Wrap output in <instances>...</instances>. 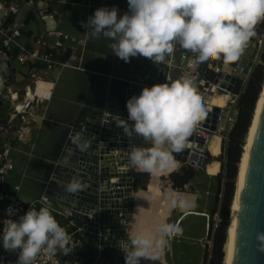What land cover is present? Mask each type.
I'll return each instance as SVG.
<instances>
[{
  "label": "clouds",
  "instance_id": "obj_1",
  "mask_svg": "<svg viewBox=\"0 0 264 264\" xmlns=\"http://www.w3.org/2000/svg\"><path fill=\"white\" fill-rule=\"evenodd\" d=\"M128 11L118 15L117 7H101L81 22L92 38L110 41L112 53L124 61L144 57L154 64L164 63L179 47L195 54V62L209 64L237 61L256 36V25L264 22V0H127ZM127 120L114 117L128 137L142 138L150 147L131 146L130 165L146 173L170 169L172 153L181 152L204 112L190 76L145 87L126 102ZM82 187L72 179L65 191ZM0 245L10 252L19 250L17 264H36L37 258L73 247L66 230L48 207L30 208L13 220L15 210H6ZM178 225L160 226L154 236L137 233L119 241L125 264L156 262L159 253L181 233Z\"/></svg>",
  "mask_w": 264,
  "mask_h": 264
},
{
  "label": "water",
  "instance_id": "obj_2",
  "mask_svg": "<svg viewBox=\"0 0 264 264\" xmlns=\"http://www.w3.org/2000/svg\"><path fill=\"white\" fill-rule=\"evenodd\" d=\"M95 1L99 6L109 8H122L125 2ZM25 2L31 3L30 0ZM179 50L183 55L191 54L187 50ZM237 61L229 64L235 65ZM130 62L117 58L111 76L93 74L103 84L101 103L90 104L89 110H84L66 126L60 149L53 155L51 166L40 181L46 196L62 212L72 211L80 228L73 236L78 245L66 264H125V254L119 247V241L130 240V237L128 227H122L121 220L132 218L133 194L139 184L134 168L129 169L132 166L128 153L131 146L150 147V143H145L142 138L126 136L114 117L127 120L126 102L132 96H138L145 87L166 82L164 67L151 60L142 67L136 58H130ZM151 65L156 67L151 68ZM204 111L206 117H212L211 121L208 118L204 120L205 128L215 132L220 110L205 107ZM207 164L204 162L197 167L205 169ZM72 179H78L82 187L75 193H68L64 186ZM231 210L232 206L230 216ZM17 254L19 250L10 252L0 245V264H17ZM231 264H264V104L244 175Z\"/></svg>",
  "mask_w": 264,
  "mask_h": 264
},
{
  "label": "crops",
  "instance_id": "obj_3",
  "mask_svg": "<svg viewBox=\"0 0 264 264\" xmlns=\"http://www.w3.org/2000/svg\"><path fill=\"white\" fill-rule=\"evenodd\" d=\"M34 8L30 10L27 3L21 2L19 7V15L12 16L10 21L17 19L25 22L26 28L23 32L22 41L26 44L31 43L35 37H47L46 25L42 22L39 13L47 9L52 13H58L63 15L61 22H50L51 26L56 28L58 32L67 36L69 41L64 42L63 53L70 54L69 63L79 69H64L58 70L52 74L40 73L39 80L31 81L27 78L28 72L32 67H20L13 64L11 71V88L14 91L22 92L27 86L35 91L34 86H39L41 92L47 93L48 100L43 97H38L41 100V105L37 109L36 117L29 124V128L23 134L21 141L17 142L14 147L16 155L26 157L31 156V153L25 152V149H31L35 147L40 129L47 121L48 116L51 114V107L54 102L56 103L55 91L57 86L62 81V75L65 70H70L74 75L70 78L72 89L77 94V99L71 101V98L60 100V103L69 105V100L72 103H77V109L72 120L79 117L84 110H89L90 104L101 103L103 84L100 78H96L93 74H111V69L114 66L116 57L109 48L110 41L107 39L92 38L89 34L85 33L86 29L81 26V22H87V19L92 16L98 8L101 6L95 0H50L40 1L33 4ZM51 9V10H50ZM118 15L128 11L127 0H125L122 8H118ZM56 38H50L49 42L54 43ZM63 43V41H62ZM249 47L252 48V43L249 42ZM248 48V47H247ZM174 64V69L171 73L172 81L181 78L180 66L184 63L182 55L176 51L171 55ZM170 56V57H171ZM246 58V55H245ZM136 61L141 63V67L144 63H148L149 59L144 57H136ZM130 62V61H129ZM131 63V62H130ZM131 65V64H130ZM43 69V68H42ZM225 70H229L225 67ZM0 71L3 72L2 66ZM111 76V75H110ZM37 97V96H36ZM52 102V103H51ZM6 109L10 108V105L5 104ZM75 107V106H74ZM73 108V107H72ZM1 124L4 125L7 118L3 112L0 114ZM65 115L64 118H66ZM44 118V119H43ZM70 121V122H71ZM16 129H19L22 125L18 123L15 125ZM68 126V125H66ZM222 140L221 137L215 136L210 144L212 152L211 158L213 162L208 164L207 168L199 169L197 177L194 183L190 185L193 187V191L188 192L185 187L184 191L171 188L172 183L169 179L170 175L180 171L182 166L178 164L175 159L172 163V171H157L154 173H146L139 169H134L136 172V178L139 180L138 190L135 192L134 210L132 218L126 220L127 232L130 240L133 239L136 234L143 233L146 236H154L158 232V227L153 226L154 220L157 219L160 213L166 214L165 224L178 225L182 231L173 240L169 242V246L159 253V259L156 262L142 261L141 264H204L206 260V253L202 248V241L209 234V225L211 217H213L218 209V193L220 188L223 187L224 182L221 183L219 176L222 171ZM60 147L57 148V152ZM174 158V154L172 153ZM15 165V157H13ZM212 166L211 172L209 168ZM17 171L15 165L14 171ZM26 169L23 172H18L20 182H15L8 175L4 189L7 193L17 195L24 203L31 205L37 204L43 197H47L42 187L40 189V195L35 194L36 190L24 194L21 197L23 183H25L27 176L25 174ZM43 177V176H42ZM30 180L39 182L41 180L34 177H28ZM31 182H29V186ZM19 187V190H16ZM34 195V196H33ZM39 198H36L38 197ZM35 197V199H32ZM52 202V201H51ZM53 208L58 212L61 209L52 202ZM44 207L38 204L36 207ZM36 207H32L35 208ZM142 210V225L137 226L134 222L138 210ZM52 214L59 217L61 225L65 224V227L69 229L68 221L66 217L57 212L50 210ZM152 222V223H151ZM157 224V223H156ZM138 229L137 233L135 231Z\"/></svg>",
  "mask_w": 264,
  "mask_h": 264
},
{
  "label": "built area",
  "instance_id": "obj_4",
  "mask_svg": "<svg viewBox=\"0 0 264 264\" xmlns=\"http://www.w3.org/2000/svg\"><path fill=\"white\" fill-rule=\"evenodd\" d=\"M35 3L40 1H50V0H34ZM25 0H0V67L2 66L3 72L0 71V114H6V122L4 125L0 122V234L3 230V221L7 218V209L9 206L15 210V215L11 217L13 220H18L20 216L24 215L30 208L36 207L38 204L48 207L49 210L57 212L52 205L51 199L48 197H43L37 204L28 205L24 203L17 195L7 193L4 189L5 181L8 175L14 171L15 165L12 158L15 144L22 140L23 134L26 129L29 128V124L36 117V112L41 105V100L36 97L31 87H26L22 92L13 91L11 88V71L13 69V64L20 67H32L28 72L27 78L31 81L39 80L40 73L52 74L58 70L64 69H79L80 67H75L71 65L69 60L64 61L66 56L63 53L64 42H68L69 39L63 33L58 32L56 28L52 27L50 22L58 21L61 22L62 16L58 13H49L47 9L39 13L42 22L46 25L47 37H35L31 43L26 44L22 41L23 32L26 28L25 22L17 19L19 15L18 5ZM33 4V0H30ZM30 4V3H27ZM12 16H17L12 22L10 18ZM264 22L256 25L255 31L256 36L252 38L250 43H252V48L255 49V61H260V57L264 52V34L260 35V26ZM50 38H56L55 42H49ZM63 41V43H62ZM249 44V43H248ZM174 51L180 53L179 48ZM181 54V53H180ZM185 59L182 66H180L181 77L190 76L196 87L199 97L204 99L205 93L210 89L212 83L215 81H208L204 74V64H199L195 62V54L191 53L189 56L181 54ZM166 60L162 64H157L164 67L166 82H172L171 73L174 69V64L172 61ZM244 52L238 59L233 69L238 77V83L241 82L246 84L252 73V68H248L243 64ZM220 63L214 64L210 62L207 65V70L215 72L216 76L220 70ZM245 63V62H244ZM43 68V69H42ZM216 79V78H215ZM237 83V84H238ZM234 87V90L237 86ZM216 93L221 96H225V92L221 89H216ZM230 101L226 103L223 107H212L204 105L203 107L218 108L220 110L219 117L217 119L216 131L212 132L208 128H205L204 120H212V117H206L205 111L202 116V121L198 122L196 128L194 129L192 135L188 138L186 142V148L188 150L186 163L180 164L182 167L191 166V164H196L193 168H198L197 165L209 161L212 155L210 144L214 136L221 137L222 142L226 139L224 137L227 135L235 126L238 116L237 101L239 99L238 95L234 94V91L227 94ZM9 104L10 108L6 109L5 104ZM210 113V112H209ZM212 115V112L210 113ZM44 119V118H43ZM1 121V116H0ZM21 123V127L16 129V124ZM211 126V124H208ZM180 153H173L174 159L177 162ZM223 154V150H222ZM223 156V155H221ZM179 164V163H178ZM206 165V168L208 166ZM132 169V167H129ZM16 187V190H19ZM58 214L66 217L68 225L73 228L74 231L69 235L71 238V246L73 250L67 254L63 255L60 251L56 254L49 256L47 253L41 254L36 261V264H66V260L69 259L74 253L75 248L78 244L75 243L74 234L80 230L77 225V221L72 211L62 212L61 210L57 212ZM221 223L220 212H217L213 217H211L209 225V234L202 241V248L206 253V260L204 264H209L211 255L214 247V234L219 228ZM121 225L126 226V219L121 220ZM18 256V254H17ZM95 264V262H92Z\"/></svg>",
  "mask_w": 264,
  "mask_h": 264
},
{
  "label": "trees",
  "instance_id": "obj_5",
  "mask_svg": "<svg viewBox=\"0 0 264 264\" xmlns=\"http://www.w3.org/2000/svg\"><path fill=\"white\" fill-rule=\"evenodd\" d=\"M51 10V9H50ZM48 11V10H47ZM52 13V11H48ZM259 34H264L263 24L260 26ZM70 54H67L63 59L69 60ZM214 64L220 63L219 61H212ZM222 63V62H221ZM246 64V63H245ZM207 65L204 64V74L208 81H214L216 73L207 70ZM252 68V73L246 84L239 82L234 90V94L238 95L237 101L238 116L234 128L224 137L226 139L222 143L223 158H222V171L219 176L220 182L224 185L220 188L218 193V209L221 216V223L219 228L214 234V247L209 264H223L225 259L224 248L227 241V231L230 220V209L235 197L237 174L239 164L241 163L242 154H244V146L246 143V137L251 127L255 106L259 95L262 91L264 83V52L260 57V61L257 65L248 66L247 69ZM213 162L210 159L209 164ZM199 172L198 168L190 166H184L179 172L170 175L169 179L172 183L171 188L179 191H184L185 187L188 192L193 191V187H190L194 183L195 178ZM41 207V206H40ZM36 207L37 210L40 208ZM26 214V213H24ZM56 220L59 222V217L53 214ZM61 225V224H60ZM68 235H70L74 229L65 227V224L61 225Z\"/></svg>",
  "mask_w": 264,
  "mask_h": 264
},
{
  "label": "rangeland",
  "instance_id": "obj_6",
  "mask_svg": "<svg viewBox=\"0 0 264 264\" xmlns=\"http://www.w3.org/2000/svg\"><path fill=\"white\" fill-rule=\"evenodd\" d=\"M28 8L32 10L34 8L33 4H28ZM248 48L244 51V58L246 55V58L243 60V64L247 67L248 66H254L259 63V61H255V49L247 46ZM150 61V60H149ZM156 65H151V68H155ZM74 75L72 71L65 70L62 75V81L57 86V89L55 91V97H56V103L54 102L53 106L51 107V114L48 116L47 121L43 124V126L40 129L39 137L37 140V143L33 150L31 149H25V152L31 153L30 155H27L26 157H22L20 155H16L13 153V157H15V165L17 167V171L10 174V178L15 182H20L18 172H23L24 169H26L25 174L27 176V179L25 183H23V189L22 193L20 194L21 197H23L24 194H28L29 192L35 191V194L40 195V186L39 182H35L33 180H30L28 177H34L35 179L41 180L45 177L47 173V168L51 166V160L53 158V155L55 154L57 148L61 145V138L66 132V125H68L72 119V116L76 112L75 109H77L76 104L72 103V100L77 99V94L74 93L72 89L71 83V76ZM35 91L34 94L37 97H43L45 100L49 99V96L47 93L41 92L39 89V86H34ZM72 97V98H71ZM71 98V101L69 100V105H66L65 103H60V100H65ZM52 103V102H51ZM75 106V107H74ZM73 107V108H72ZM66 116V118H64ZM218 136V135H217ZM223 155V154H221ZM223 158V156H221ZM43 176V177H42ZM29 182H31L29 186ZM29 193V195H30ZM38 197L36 198H39ZM34 196V195H33ZM32 199H35L33 197ZM225 250V249H224Z\"/></svg>",
  "mask_w": 264,
  "mask_h": 264
},
{
  "label": "bare ground",
  "instance_id": "obj_7",
  "mask_svg": "<svg viewBox=\"0 0 264 264\" xmlns=\"http://www.w3.org/2000/svg\"><path fill=\"white\" fill-rule=\"evenodd\" d=\"M225 67H228L229 70H225ZM237 79L238 77L233 69V66L229 63H224L222 61V63L220 64V70L218 71L215 81L212 83L210 89H208L205 93L203 104L212 106V107H218V108L223 107L226 103L230 101V98L227 96V94L232 93ZM216 89L223 90L226 93L225 96L218 95L216 93ZM263 104H264V85H263L262 92L258 99V103L256 106V110H255V114L253 117L250 130L246 137V143L244 146V154L241 159L240 166H239V173H238V180H237L238 183H237V188H236L235 197L233 200V205H232V210H231L230 224H229V230H228V240L225 245V259H224L223 264H231L233 241H234V234H235V227H236V220H237L239 201H240V196H241V191H242V185H243V180H244V175L246 171L250 148H251V145L254 139L255 131L257 128V124H258V120H259L262 108H263ZM187 155H188V150L185 145L184 149L180 153L177 163L179 164L186 163ZM211 169H212V166L209 168L210 172H211ZM166 171L168 172L172 171V166L170 167V169ZM168 210L165 213H160L157 219L152 221L154 227L160 228V226L163 225ZM142 218H143L142 210L139 209L136 215V219L134 220L135 224L139 227H141L142 225V222H143ZM137 231L138 229L135 231V234L137 233Z\"/></svg>",
  "mask_w": 264,
  "mask_h": 264
}]
</instances>
